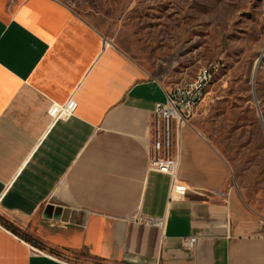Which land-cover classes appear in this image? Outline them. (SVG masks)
<instances>
[{
	"label": "crops",
	"instance_id": "0c3cea01",
	"mask_svg": "<svg viewBox=\"0 0 264 264\" xmlns=\"http://www.w3.org/2000/svg\"><path fill=\"white\" fill-rule=\"evenodd\" d=\"M167 91L60 0H0V264H264V219L224 194L212 142L180 129L182 196L150 170Z\"/></svg>",
	"mask_w": 264,
	"mask_h": 264
},
{
	"label": "rangeland",
	"instance_id": "374dc122",
	"mask_svg": "<svg viewBox=\"0 0 264 264\" xmlns=\"http://www.w3.org/2000/svg\"><path fill=\"white\" fill-rule=\"evenodd\" d=\"M168 91L216 68L188 119L223 156L227 188L264 219V0H60Z\"/></svg>",
	"mask_w": 264,
	"mask_h": 264
},
{
	"label": "built area",
	"instance_id": "2783aa9c",
	"mask_svg": "<svg viewBox=\"0 0 264 264\" xmlns=\"http://www.w3.org/2000/svg\"><path fill=\"white\" fill-rule=\"evenodd\" d=\"M217 69L203 68L197 76L185 82L175 89L166 92V101L156 103L152 114V120L148 126V135L152 139L150 170L159 174L168 175L171 178V192L175 190L180 196L187 190L185 184L177 180L178 168V133L195 114L205 98L203 96L204 85L207 79H213ZM77 109V103L73 100L65 105L53 104L48 115L54 122L66 120ZM145 224L163 229L164 219H147ZM185 246L194 250L198 244L197 237L185 239Z\"/></svg>",
	"mask_w": 264,
	"mask_h": 264
},
{
	"label": "bare ground",
	"instance_id": "6f19581e",
	"mask_svg": "<svg viewBox=\"0 0 264 264\" xmlns=\"http://www.w3.org/2000/svg\"><path fill=\"white\" fill-rule=\"evenodd\" d=\"M212 81H213V79H207V82H206V84L204 85V89H203V96H204V97H206L207 92H208V89H209V87H210ZM174 193H176L175 190H174Z\"/></svg>",
	"mask_w": 264,
	"mask_h": 264
},
{
	"label": "trees",
	"instance_id": "16d2710c",
	"mask_svg": "<svg viewBox=\"0 0 264 264\" xmlns=\"http://www.w3.org/2000/svg\"><path fill=\"white\" fill-rule=\"evenodd\" d=\"M3 224H4V226H5L6 228H8L9 230H11L12 232L17 233V232H16V229H14V228H13L11 225H9L8 223L3 222Z\"/></svg>",
	"mask_w": 264,
	"mask_h": 264
}]
</instances>
